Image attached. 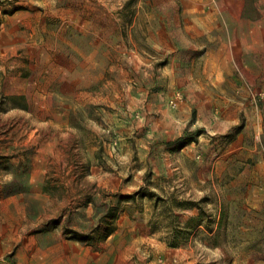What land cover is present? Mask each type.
Returning <instances> with one entry per match:
<instances>
[{"label":"rangeland","instance_id":"rangeland-1","mask_svg":"<svg viewBox=\"0 0 264 264\" xmlns=\"http://www.w3.org/2000/svg\"><path fill=\"white\" fill-rule=\"evenodd\" d=\"M0 264H264V0H0Z\"/></svg>","mask_w":264,"mask_h":264},{"label":"crops","instance_id":"crops-1","mask_svg":"<svg viewBox=\"0 0 264 264\" xmlns=\"http://www.w3.org/2000/svg\"><path fill=\"white\" fill-rule=\"evenodd\" d=\"M198 1V0H197ZM202 1H205V2H207V1H210V0H202ZM211 1H214V0H211ZM217 1H219V0H217Z\"/></svg>","mask_w":264,"mask_h":264},{"label":"trees","instance_id":"trees-1","mask_svg":"<svg viewBox=\"0 0 264 264\" xmlns=\"http://www.w3.org/2000/svg\"><path fill=\"white\" fill-rule=\"evenodd\" d=\"M9 260V259H8ZM10 261V260H9Z\"/></svg>","mask_w":264,"mask_h":264}]
</instances>
